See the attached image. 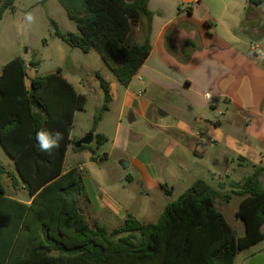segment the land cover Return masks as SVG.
Segmentation results:
<instances>
[{"label": "trees", "instance_id": "trees-1", "mask_svg": "<svg viewBox=\"0 0 264 264\" xmlns=\"http://www.w3.org/2000/svg\"><path fill=\"white\" fill-rule=\"evenodd\" d=\"M16 1L0 0V20L14 10ZM58 1L78 32L63 34L53 22L56 35L85 54L95 50L118 82L128 87L152 49L149 40L134 41L141 18L151 20L149 0ZM261 4L264 0H250L248 21L253 7ZM37 65L19 56L0 74V144L14 161L16 175L8 173L13 185L22 186L29 196L23 201L6 195L1 184L6 172L0 166V264H233L240 251L264 240L262 169L249 176L239 192L243 200L237 217L245 225L243 236L216 208L224 194L202 179L170 203L156 223L128 214L125 224L112 231L90 224L80 205L88 198L83 174L78 167L64 169L74 114L85 109L87 98L61 69L31 79L28 86V66ZM96 77L104 100L92 133L112 101L109 82L100 73ZM41 129L63 134L51 154L39 148L35 137ZM95 138L98 145L107 140L102 134Z\"/></svg>", "mask_w": 264, "mask_h": 264}, {"label": "crops", "instance_id": "crops-1", "mask_svg": "<svg viewBox=\"0 0 264 264\" xmlns=\"http://www.w3.org/2000/svg\"><path fill=\"white\" fill-rule=\"evenodd\" d=\"M249 6L250 0H149L151 20L145 16L141 18L134 41L144 44L149 40L150 56L130 85L123 86L122 94L115 95L109 83L112 94L109 105L119 100L120 117L124 111L131 110L135 121L137 117L148 120L151 114H158L159 119L154 118L151 129L165 143L143 145L125 167L139 173L144 188L142 197H128L124 204L105 195L81 200L82 213L90 224L99 223L112 231L123 226L127 215L134 216L138 209L143 219L158 221L166 207L176 200L164 198L157 203V197L151 194L158 184L162 186L156 157L166 161L162 162L165 171L176 160L182 167L183 161L191 156L193 165L205 162L206 166L198 170L192 180L185 181L177 174V185H187L188 190L202 179L223 193L215 205L226 220L224 209L233 199H237L240 206L243 196L239 192L245 180L258 169H262L259 181L264 188V4L253 7L254 14L249 18L252 30L242 32V24L248 22ZM14 12L15 5L14 10L5 12L0 25ZM10 26L13 28L12 21ZM61 74L81 94L76 80ZM33 78L35 76L28 72V86ZM79 111L74 114V122ZM228 126L242 133L243 142L231 139L228 142L222 138ZM193 136L200 140L190 139ZM72 137L71 131V141ZM118 138L116 136L114 144ZM164 144L169 145L168 150L164 149ZM174 156L176 160L172 161ZM92 157L88 159L93 161ZM76 167L84 170L82 164ZM182 169L191 173V168ZM130 181L134 178L130 177ZM165 183L167 185L168 180ZM170 192L166 189L167 194ZM23 201H29V197ZM143 223L154 222L143 220ZM117 224L120 226H115ZM238 226L237 229L232 227L243 236L245 225ZM261 246L264 240L240 251L233 264H251L254 258L264 257L258 254Z\"/></svg>", "mask_w": 264, "mask_h": 264}, {"label": "rangeland", "instance_id": "rangeland-1", "mask_svg": "<svg viewBox=\"0 0 264 264\" xmlns=\"http://www.w3.org/2000/svg\"><path fill=\"white\" fill-rule=\"evenodd\" d=\"M28 13L35 17L34 22L30 25L26 24L24 20ZM11 21L13 28L10 26ZM53 22L56 23L58 30L63 34L78 32L76 23L68 17L64 7L58 0H18L15 4L14 14H9L4 23L0 25V70L12 58L20 56L27 59V63L31 60L38 63L37 67L28 66L30 76H47L57 73V70L61 69L64 75L74 78L79 92L86 96L87 103L85 109L77 113L72 128L71 150L66 157L64 169L69 170L80 164L83 165L84 170L81 171L84 173L82 183L89 198L94 199L97 196L105 195L106 198H112L119 204H124L128 197L138 199L144 195L143 182L140 181V175L136 170L126 169L127 164L143 145L165 143L163 138L157 137L151 129V124L155 123L154 118L159 119V116L153 113L148 120L137 117L133 124H129L127 116L132 111H124V114L120 117L121 102L116 99L109 105V111L104 113L102 122L97 125L94 132L95 136L102 134L107 140L98 145L95 138L87 149L76 151L75 144L89 133H92L94 118L103 105L104 94L96 73H100L112 85V92L115 95L122 94L124 87L118 82L116 76L95 50L85 54L79 48L67 44L56 35ZM246 23L242 30H252V22L248 21ZM22 25L24 27H21ZM247 43L249 44V41ZM245 47L249 51V48ZM241 134L228 126L223 132L222 138L228 142L231 139L238 140L241 143L243 142ZM116 136H119V138L114 144ZM196 138L200 140L198 136L190 137L194 141H196ZM164 145L166 146L164 149L167 148L168 150L169 145ZM189 155L191 156V154ZM88 156H95L96 160L91 161ZM173 160H176L175 156L172 157ZM193 160L194 158L191 156L187 161H183L182 167H179V161L176 162V160L171 162L168 166L169 170L165 171L162 162L165 163L166 161L161 160L159 157L155 158L157 172L160 176L159 182L162 184V186L158 184L157 188L151 191V194L155 198L157 197V203L163 202L164 198L177 201L187 191V185H177L176 175L179 174L185 181L192 180V176H195L198 170L200 171L206 166L205 162H198L200 165H193ZM0 166L6 172L1 177V184L6 191V195H13L18 199L27 200L29 197L27 191L22 192L24 190L22 186L15 187L8 175V173L16 175V170L12 159L1 144ZM182 168H191V173L187 174ZM130 177H133L134 181H130ZM165 180H168L167 185ZM173 184L176 185L174 191H172ZM166 189L171 191L170 194L166 193ZM238 209L237 199H233L224 209L227 220L235 229L239 227L238 225L244 224L242 220L235 216ZM134 217L142 222L143 220L157 222V219H143L141 209H138ZM257 250L258 254H264V246L259 247Z\"/></svg>", "mask_w": 264, "mask_h": 264}, {"label": "clouds", "instance_id": "clouds-1", "mask_svg": "<svg viewBox=\"0 0 264 264\" xmlns=\"http://www.w3.org/2000/svg\"><path fill=\"white\" fill-rule=\"evenodd\" d=\"M24 20L26 24L30 25L34 22L35 17L31 13H28L24 17ZM21 27H24V25ZM35 138L39 143L40 150L51 154L54 149H58L60 147V141L63 139V134L60 132L52 133L41 129L36 133Z\"/></svg>", "mask_w": 264, "mask_h": 264}, {"label": "water", "instance_id": "water-1", "mask_svg": "<svg viewBox=\"0 0 264 264\" xmlns=\"http://www.w3.org/2000/svg\"><path fill=\"white\" fill-rule=\"evenodd\" d=\"M135 122V116L133 112H130L128 115V123L133 124ZM95 135L94 133H89L86 137L81 139L75 144V147L80 149L84 145H91L94 142ZM128 166V164H127ZM251 264H264V257L258 256L254 258L251 262Z\"/></svg>", "mask_w": 264, "mask_h": 264}]
</instances>
